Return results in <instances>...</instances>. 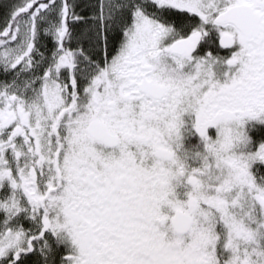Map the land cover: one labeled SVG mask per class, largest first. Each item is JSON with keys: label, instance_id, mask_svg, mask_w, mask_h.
Here are the masks:
<instances>
[{"label": "rangeland", "instance_id": "rangeland-1", "mask_svg": "<svg viewBox=\"0 0 264 264\" xmlns=\"http://www.w3.org/2000/svg\"><path fill=\"white\" fill-rule=\"evenodd\" d=\"M86 1L96 2L103 31L119 12L133 9L128 31L113 53L104 55L102 65L116 79L99 95L95 89L107 69L98 74L78 51L57 44L63 33L61 0L25 15L13 40L0 48V264L35 259L39 247L31 236L43 227L39 244L46 249L59 234L69 250L65 264H216L217 233L219 246L228 234L264 240V223L248 229L239 216L233 189L248 184L251 163L264 159V144L257 154L228 151L248 124L264 123V88L249 84L257 73L254 51L264 48L247 46L249 85L228 98L217 86L224 81L220 66L173 54L170 45L183 36L150 8L198 13L203 26L225 0ZM144 80L164 87L162 99L138 87ZM78 115L82 120L71 118ZM90 120L104 121L120 144L107 150L90 144ZM192 122L205 138L202 155L183 147L182 126ZM213 176L217 191L207 197L199 184L214 182ZM256 200L264 208V191ZM178 210L193 219L182 236L169 224Z\"/></svg>", "mask_w": 264, "mask_h": 264}, {"label": "trees", "instance_id": "trees-1", "mask_svg": "<svg viewBox=\"0 0 264 264\" xmlns=\"http://www.w3.org/2000/svg\"><path fill=\"white\" fill-rule=\"evenodd\" d=\"M53 1L55 0H0V48L13 40L17 34L19 22L25 15L35 16L39 12L41 4L50 5ZM150 8L157 11L160 18L168 25L176 27L181 35H187L192 32L196 20L194 13L158 5H152ZM132 12L133 9L119 12L115 19L116 21H111L110 27H107L106 31H103L98 20L100 14L96 2L88 4L86 0H61V13L63 17L61 26L63 27V33L57 39V44L58 46H62L66 52L78 51L81 57H85L97 67L99 74V70L104 68L102 65L104 63V55L113 53L114 48L119 45L123 36L128 31ZM33 45L34 40L30 39L28 52L31 51ZM115 79L114 72L107 69L104 79L98 83L94 94L98 93L99 95V92L103 90V85H106L108 82H114ZM70 85H68L69 88ZM74 89L82 99V94L77 90V83ZM88 95H83L85 100H87ZM77 112H82V106L77 108ZM71 118L82 120V117L79 115L77 117L72 116ZM181 131L183 132V147L202 155L206 150L205 138L194 129L193 122L184 124ZM88 142L96 145L97 148L109 149L89 138ZM261 144H264V124H260L257 121L247 125L239 142L232 145L228 151L232 152L235 150L240 153L257 154L262 146ZM208 154L211 163L212 152L209 151ZM250 169L252 177L248 184L242 185L241 189L238 186H235L233 189L236 191L235 196L241 206L239 216L246 223L248 229L250 227L254 229L262 226L264 223V208L258 205L256 200V196L260 195L261 191H264V159H255L251 163ZM220 171L221 169L217 171L216 176H221ZM171 176L177 178L178 173L174 172L172 174L171 172ZM216 176L211 178V180H215L214 182L201 180L202 184H199V187H201L207 197H213L216 194L215 183L218 182L215 178ZM213 223V228L217 232V219ZM43 233L44 231L41 230L31 237L32 240L38 243L39 247L38 256L35 259L32 258L31 260V257L20 258L19 260L14 259L10 264H45L46 262L58 264L62 260H65L67 253H69L66 242L61 239L59 234L52 235L49 247L42 249L39 241L44 238ZM224 234L226 235V233ZM216 235L219 241V237L222 235L218 233ZM227 236L228 240L224 241L221 246H219L218 241L213 245V258L216 264H262V261H264V240H259L255 243L250 238L241 241L239 237L235 238L231 234Z\"/></svg>", "mask_w": 264, "mask_h": 264}, {"label": "flooded vegetation", "instance_id": "flooded-vegetation-1", "mask_svg": "<svg viewBox=\"0 0 264 264\" xmlns=\"http://www.w3.org/2000/svg\"><path fill=\"white\" fill-rule=\"evenodd\" d=\"M225 7L221 10L214 11L210 16L207 25L196 23V28L191 34H198L199 38L194 41V52L190 57H198L201 60H210L212 67L220 66V73L223 76L224 81H220L217 84L219 86V93H223V96L231 97L233 93L238 95L242 89L250 84L256 88L259 85L260 88H264V51L259 53L254 51L253 61H256V75L255 79H251L247 84V78L244 75L246 70L245 57L246 49L248 45L257 44L264 48V14L262 10L264 6L260 0H225ZM260 2V3H259ZM247 3L250 4L259 16L258 29L254 31L250 36L244 34L235 24L227 21L218 22L215 20L218 13L234 4ZM196 17V21H197ZM228 36L227 41L220 42L222 36ZM190 37V34L188 35ZM252 70V65L249 66ZM214 70V69H212ZM214 74V73H213ZM213 80H218L216 76ZM133 82H131L132 84ZM68 263V262H65ZM45 264H54V262H46ZM58 264H64L59 262ZM82 264H128L126 262L115 261H86L82 260Z\"/></svg>", "mask_w": 264, "mask_h": 264}, {"label": "water", "instance_id": "water-1", "mask_svg": "<svg viewBox=\"0 0 264 264\" xmlns=\"http://www.w3.org/2000/svg\"><path fill=\"white\" fill-rule=\"evenodd\" d=\"M218 22H231L235 24L244 34L250 36L258 29L259 17L248 4H238L227 8L216 16ZM199 35H192L188 38H180L174 41L171 50L175 54L190 55L194 49V41ZM228 36H222L220 42L227 41ZM139 87L154 99H161L165 93L164 87L154 82H143ZM88 136L96 141H102L109 147H114L119 142L117 134L111 133L102 120H91L86 126ZM192 217L185 211H177L171 217L172 230L177 234H185L191 227Z\"/></svg>", "mask_w": 264, "mask_h": 264}]
</instances>
